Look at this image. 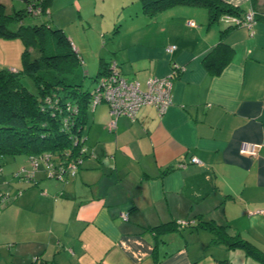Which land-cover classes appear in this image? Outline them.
Instances as JSON below:
<instances>
[{"label":"crops","instance_id":"0c3cea01","mask_svg":"<svg viewBox=\"0 0 264 264\" xmlns=\"http://www.w3.org/2000/svg\"><path fill=\"white\" fill-rule=\"evenodd\" d=\"M57 1L50 2V21L60 26L55 13L67 8L94 33L108 35L102 61L114 60L126 79L144 88L173 64L179 73L162 114L143 105L134 119L119 115L109 128L106 103L88 109L87 151L77 172L65 182L35 174L36 183L0 214L9 250L49 264H261L242 248L212 242L199 224L225 225L264 249V0H223L242 15L255 12L251 26L231 28L224 14L211 21L205 7L191 4L149 15L139 0H64L60 7ZM67 35L82 61L81 47ZM219 40L230 58L213 74L203 59ZM22 50L20 39L0 38V68H19ZM243 141L260 144L258 154L239 152ZM177 219L192 222L154 228Z\"/></svg>","mask_w":264,"mask_h":264},{"label":"trees","instance_id":"16d2710c","mask_svg":"<svg viewBox=\"0 0 264 264\" xmlns=\"http://www.w3.org/2000/svg\"><path fill=\"white\" fill-rule=\"evenodd\" d=\"M21 1L23 5L15 9H8L0 1V38H18L23 44L20 67L0 68V155L26 154L30 159L51 153L58 162L77 156L83 158L86 152L82 154L79 150L84 141L75 144L74 138L83 134L91 94L89 90L83 88L84 71L81 58L64 29L50 24L47 18L46 22L40 24H23L22 20L26 15H33L27 10L28 5L39 6L40 14L48 16V5L51 0ZM139 2L142 11L149 15L165 7L191 4L205 7L211 21L217 20L222 14L242 16L239 8L223 0H139ZM11 21L19 22L18 27L9 28ZM229 27L235 25L229 23ZM229 58V46L219 40L204 57L203 65L211 73L219 74ZM108 66L109 62L99 61L95 79L106 73ZM24 76L32 82L35 91L23 83ZM69 176L58 181L65 182ZM26 181L30 185L36 183L35 177ZM7 194L10 196V193ZM199 226L212 233V242L242 248L248 255L264 264V249L244 239L238 232L231 233L225 225L208 221L200 223ZM172 227L176 228L174 222L171 227L160 225L154 228L160 230ZM29 264L49 263L35 256Z\"/></svg>","mask_w":264,"mask_h":264},{"label":"built area","instance_id":"2783aa9c","mask_svg":"<svg viewBox=\"0 0 264 264\" xmlns=\"http://www.w3.org/2000/svg\"><path fill=\"white\" fill-rule=\"evenodd\" d=\"M27 10L33 15H39L41 12L40 7L33 4L28 5ZM223 16L225 21L235 26H251L255 21V12L253 10L247 11L242 16L234 14H224ZM189 24L193 25V22L189 21ZM174 49L175 45L173 44L166 47V51L169 53ZM177 73H179L178 65L173 64L169 75H152L147 79L146 86L142 88L138 80L126 79L120 73L116 62L111 60L106 73L95 79L94 88L90 91L91 100L89 103V109H93L94 106L99 103H106L112 116V119L109 122V128H114L115 119L119 115H127L131 119H134L143 105H153L156 107L158 113L162 114L172 103L171 79L172 76ZM84 138V135L81 134L80 137L74 138V143H83ZM260 146V144L243 141L239 146V152L249 156H256ZM86 151L85 145L81 146L79 152L84 154ZM29 160L30 167H22L16 173V175L24 178V180H31L35 177L36 169L39 167L40 162L44 165L46 177L60 181H62L67 175H74L77 171L78 165L82 162L80 156L58 162L54 159L51 153H45L37 157H30ZM190 160L193 162H200L197 157H192ZM1 196L2 200L9 197L7 193L2 194ZM254 212H262V210L259 209ZM121 216L123 219H126V213H122ZM191 222L192 221L185 219H177L174 221L177 228L187 226L191 224Z\"/></svg>","mask_w":264,"mask_h":264},{"label":"rangeland","instance_id":"374dc122","mask_svg":"<svg viewBox=\"0 0 264 264\" xmlns=\"http://www.w3.org/2000/svg\"><path fill=\"white\" fill-rule=\"evenodd\" d=\"M1 1V0H0ZM55 2L56 0H52ZM13 5L17 6H22L21 0H11ZM64 2V0H59L58 6L61 5V3ZM60 7V6H59ZM55 9V6L51 5L49 3L48 5V16H50L52 10ZM58 24H61L60 26H64L63 28H66L67 33H71L72 36H74V40L72 39L73 43L75 46H80L82 50V69L84 71V76H83V88L91 91L94 88L95 85V77L96 73L99 67V61L104 60L101 56L105 54V50L103 45L105 41L107 40L106 37H103L98 33H94L91 27L88 26V23L78 21L75 18V15L71 12L70 9H64L63 11H60L59 13H55ZM46 16L45 14H40V15H26L22 22L24 25H33V24H40L43 22H46V18L50 22V24L55 25L53 23L50 17ZM91 26H97L99 21L98 18H91ZM112 22V21H111ZM116 24V23H115ZM108 25L109 27H116L118 28V24L116 25ZM220 24H224L223 22ZM19 22L17 21H11L9 22V28L15 29L18 27ZM56 26V25H55ZM58 26V27H60ZM61 27V28H62ZM114 29V28H113ZM112 29V30H113ZM101 57V59H100ZM86 70V71H85ZM87 72V73H86ZM23 83L27 86L32 91H35V88L32 84V82L27 78L23 77L22 78ZM84 135V134H83ZM29 168L30 167V160L27 157L26 154H18L15 156L11 155H0V214L4 212V209L14 202V196L16 193L20 192L21 190L24 189V186L28 185L27 181L24 180V178H21L20 176L16 175V173L22 168ZM43 164L40 163L39 167L36 169L35 174H43L44 177H46V172L43 168ZM38 175V176H39ZM10 183H12L10 185ZM26 188V187H25ZM10 193V196L7 197L5 200H2V194ZM11 199V200H10ZM2 221L3 217L0 216V264H10V262H16V264H21V263H28L33 260L34 256L30 255H25L26 253H30L26 249L22 248L20 245L17 247V250L19 252L27 251L24 255L21 256V258H18V256H14L15 251L9 250V246L11 245V241L7 238V235L3 233V228H2ZM25 230V229H23ZM31 232H18L17 233V238H21L25 236H30L32 235ZM17 254V253H16ZM18 255V254H17ZM15 258V260H14Z\"/></svg>","mask_w":264,"mask_h":264}]
</instances>
